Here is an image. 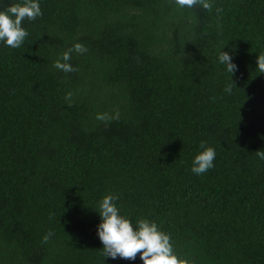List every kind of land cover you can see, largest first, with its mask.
<instances>
[{
	"label": "trees",
	"instance_id": "16d2710c",
	"mask_svg": "<svg viewBox=\"0 0 264 264\" xmlns=\"http://www.w3.org/2000/svg\"><path fill=\"white\" fill-rule=\"evenodd\" d=\"M38 3L23 44L0 41V264H143L104 257L108 194L181 258L264 264V0ZM75 43L87 48L71 54L76 71L53 67ZM201 142L216 157L197 175Z\"/></svg>",
	"mask_w": 264,
	"mask_h": 264
},
{
	"label": "clouds",
	"instance_id": "9594fccd",
	"mask_svg": "<svg viewBox=\"0 0 264 264\" xmlns=\"http://www.w3.org/2000/svg\"><path fill=\"white\" fill-rule=\"evenodd\" d=\"M175 3L180 7L189 8L200 4L207 10H211L212 7L209 0H175ZM41 16L38 0H23L22 4H12L0 10V41L8 47L19 48L29 35L22 26L23 21L35 20ZM73 52L83 54L87 52V48L81 43H75L54 61L53 67L65 73L76 71L69 63ZM219 61L226 65L227 71L232 75L237 71V65L232 62V56L228 52L221 51ZM256 64L259 73H264V53L257 56ZM232 83L234 84L233 80ZM225 91L231 93V85L226 86ZM71 96L72 93H67L65 99L70 101ZM96 119L106 123L118 120L119 112L111 116L106 113L97 114ZM200 147L203 150L195 156L191 168L197 175L211 169L216 157L215 149L206 146L205 142H201ZM256 155L264 160V150L256 151ZM118 199V196L108 194L102 198L99 205L101 223L97 226V235L103 245L102 252L105 258L135 260L139 254L143 264H195V261L181 258L175 253L170 235L162 231L154 221L142 218L134 227L128 217L121 215L115 203ZM52 235V232L47 233L42 242L47 243Z\"/></svg>",
	"mask_w": 264,
	"mask_h": 264
}]
</instances>
